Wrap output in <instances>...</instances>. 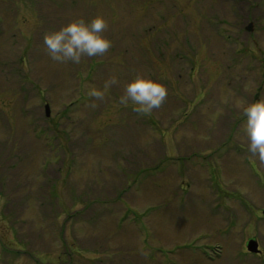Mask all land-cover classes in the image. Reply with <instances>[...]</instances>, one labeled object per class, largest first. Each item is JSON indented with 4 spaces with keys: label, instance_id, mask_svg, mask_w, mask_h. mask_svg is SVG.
Instances as JSON below:
<instances>
[{
    "label": "rangeland",
    "instance_id": "rangeland-1",
    "mask_svg": "<svg viewBox=\"0 0 264 264\" xmlns=\"http://www.w3.org/2000/svg\"><path fill=\"white\" fill-rule=\"evenodd\" d=\"M97 13L109 50L48 56L46 30ZM134 73L168 88L151 113L118 103ZM259 95L264 0H0V264H264Z\"/></svg>",
    "mask_w": 264,
    "mask_h": 264
},
{
    "label": "clouds",
    "instance_id": "clouds-1",
    "mask_svg": "<svg viewBox=\"0 0 264 264\" xmlns=\"http://www.w3.org/2000/svg\"><path fill=\"white\" fill-rule=\"evenodd\" d=\"M108 21L101 13L91 17H72L59 27L46 30L43 44L48 56L58 63L79 64L84 57H95L105 53L112 46V40L105 34ZM117 82L113 77L101 89L91 87L89 97L103 99L108 87ZM168 95V88L160 78L134 73L123 85L118 103L131 105L139 114L151 113L161 107ZM95 107V100L89 105ZM242 133L247 150L264 161V95L241 102Z\"/></svg>",
    "mask_w": 264,
    "mask_h": 264
},
{
    "label": "water",
    "instance_id": "water-1",
    "mask_svg": "<svg viewBox=\"0 0 264 264\" xmlns=\"http://www.w3.org/2000/svg\"><path fill=\"white\" fill-rule=\"evenodd\" d=\"M247 29L248 30H252L253 29V23H249L248 26H247ZM45 108H46V114L47 115H50L51 113V110H50V105L49 103H47L45 105ZM263 213H264V210H263ZM258 241L256 239H250L249 242H248V248L252 251V252H260V249H259V246H258Z\"/></svg>",
    "mask_w": 264,
    "mask_h": 264
}]
</instances>
